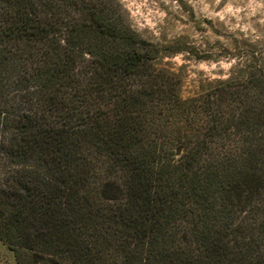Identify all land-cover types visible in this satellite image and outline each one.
<instances>
[{
  "label": "trees",
  "instance_id": "trees-1",
  "mask_svg": "<svg viewBox=\"0 0 264 264\" xmlns=\"http://www.w3.org/2000/svg\"><path fill=\"white\" fill-rule=\"evenodd\" d=\"M119 0H0V242L17 264H264V66L190 98Z\"/></svg>",
  "mask_w": 264,
  "mask_h": 264
},
{
  "label": "rangeland",
  "instance_id": "rangeland-1",
  "mask_svg": "<svg viewBox=\"0 0 264 264\" xmlns=\"http://www.w3.org/2000/svg\"><path fill=\"white\" fill-rule=\"evenodd\" d=\"M125 22L179 78L182 98L264 66V0H119ZM0 264H17L0 242Z\"/></svg>",
  "mask_w": 264,
  "mask_h": 264
}]
</instances>
